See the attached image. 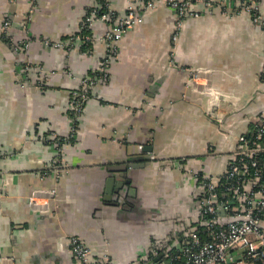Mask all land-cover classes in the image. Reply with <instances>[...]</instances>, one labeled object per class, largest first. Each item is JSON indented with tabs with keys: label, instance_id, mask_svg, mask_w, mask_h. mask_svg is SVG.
<instances>
[{
	"label": "crops",
	"instance_id": "1",
	"mask_svg": "<svg viewBox=\"0 0 264 264\" xmlns=\"http://www.w3.org/2000/svg\"><path fill=\"white\" fill-rule=\"evenodd\" d=\"M94 4L0 0V264H78L71 237L112 264L172 248L199 219L194 173L221 175L264 108V29L250 14L202 8L178 29L160 3L115 43L72 136L70 97L98 69L107 25H91L87 54L46 41H68Z\"/></svg>",
	"mask_w": 264,
	"mask_h": 264
},
{
	"label": "built area",
	"instance_id": "2",
	"mask_svg": "<svg viewBox=\"0 0 264 264\" xmlns=\"http://www.w3.org/2000/svg\"><path fill=\"white\" fill-rule=\"evenodd\" d=\"M163 3L177 15V28L183 20L200 16V10L220 8L223 12H248L255 25L264 29L254 0H128L123 14L109 10L98 15L100 6L92 7L80 25L79 31L66 42H49L56 48L71 50L74 42L90 51L91 35L81 34L90 30L95 22H104L105 54L96 71L81 79L80 87L70 97L73 119L72 134L82 116L92 88L108 81V70L116 56L115 43L123 34L143 21V14ZM201 8V9H200ZM4 23V29L8 28ZM177 39V33L173 35ZM46 142L57 144V157L52 165L60 164L61 140L50 134ZM198 181V221L172 248L153 256L139 259L138 264H264V108L252 120L251 128L237 139L234 152L228 157L225 171L218 176L194 173ZM69 251L78 264H112L95 259L91 249L76 237L69 239Z\"/></svg>",
	"mask_w": 264,
	"mask_h": 264
},
{
	"label": "trees",
	"instance_id": "3",
	"mask_svg": "<svg viewBox=\"0 0 264 264\" xmlns=\"http://www.w3.org/2000/svg\"><path fill=\"white\" fill-rule=\"evenodd\" d=\"M254 2L255 3H257L258 2V0H254ZM109 5H110V0H95V4L93 5V6H100V9H99V12H98V15H101L102 13H106V12H108V11H111V10H109ZM92 10V8H88L87 10H86V15H85V17H84V19L83 20H85V18L88 16V14H89V12ZM201 11V10H200ZM81 34H84V35H91V31L90 30H87V29H84L83 31H81ZM83 47V50L85 51L86 50V46L85 45H83L82 46ZM90 47V46H89ZM90 74H92V73H90ZM77 127V126H76ZM76 127H75V129H74V131L76 130ZM72 136H73V134H72ZM192 228L193 229H195V225H193L192 226ZM191 229V228H190ZM189 229H187V230H185V232H187ZM179 241H177V243H178ZM176 243V244H177ZM175 244V245H176ZM174 245V246H175ZM173 249V248H172ZM166 250H163V251H160L159 252V254H162V253H164Z\"/></svg>",
	"mask_w": 264,
	"mask_h": 264
}]
</instances>
